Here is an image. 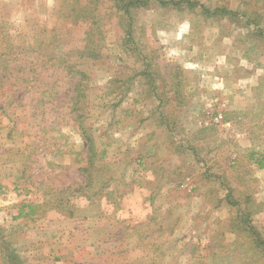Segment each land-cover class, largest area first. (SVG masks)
Segmentation results:
<instances>
[{"label": "rangeland", "instance_id": "obj_1", "mask_svg": "<svg viewBox=\"0 0 264 264\" xmlns=\"http://www.w3.org/2000/svg\"><path fill=\"white\" fill-rule=\"evenodd\" d=\"M148 1L0 0L21 99L0 113V264H264V2L196 0L247 12L231 18ZM85 45L97 57L70 61L104 152L88 172L68 77L40 61Z\"/></svg>", "mask_w": 264, "mask_h": 264}, {"label": "trees", "instance_id": "obj_2", "mask_svg": "<svg viewBox=\"0 0 264 264\" xmlns=\"http://www.w3.org/2000/svg\"><path fill=\"white\" fill-rule=\"evenodd\" d=\"M115 6L117 9H123V14H128V9L131 7H137V6H146L148 4V0H136V1H124V0H115ZM258 1V0H256ZM260 1V0H259ZM156 2L163 7H171L172 9H187L192 10L193 8L200 9V14L205 16H230L231 18H237L239 16L241 17H247V12L245 10H242L241 8L237 11H228L225 8H215L213 10H210L207 8L204 4L200 3L199 1L194 0H156ZM250 0H241V3L248 4ZM264 2V0H263ZM71 11H76L75 9H71ZM262 15H256L255 13V19H246V24L257 27L261 22ZM94 24V22H93ZM92 30V29H90ZM128 37H130V32H127ZM100 39L101 34L99 35ZM127 39V38H126ZM264 39V36H263ZM40 45H44V43H39ZM39 45V46H40ZM99 48L98 45H96V48ZM55 52L52 51V55L47 57L48 59L44 61L43 59H40L39 57H36L37 59H40L43 63H50V66L59 65V68L64 72L65 76L68 77V83L70 84V90L68 91V95L66 97V105L69 110V114L72 116L71 118L76 123L77 128L81 132V134L84 136L86 140V154H85V165L83 167H80L79 170L83 172H88L89 169H93L97 162H99L104 154H100L98 152L94 145L93 140L90 137V135L87 133V129L84 127L83 118H84V109H85V101L87 98V93H85V90L87 89V81L88 77L85 73L82 71H79L76 69V66L74 63L70 61L73 54H78L79 57H89V58H96L97 53L95 51L94 45H85L81 50H75V51H69L67 53H61V55L54 54ZM40 56V55H39ZM50 60V61H48ZM8 60H5V58L2 59L3 66L0 65V70L6 71L8 67ZM17 79V78H15ZM10 81V78L7 77V74L0 73V113L4 115L6 113V110L9 108L10 102L19 101L21 99H15L14 94L15 92H10L9 95L6 94V91L4 90L5 85H7ZM12 86V84H11ZM3 89V90H2ZM41 98L39 99L40 103H43V98L47 96L48 99H54L53 95L51 94V91L45 90L40 93ZM2 97H4V101H2ZM12 104V103H11ZM14 108V107H13ZM12 111L9 112L8 115L13 113ZM14 127L12 126L9 129V133L7 135V138L12 137V131ZM259 167H262V165H259ZM87 179V178H86ZM110 181V179L108 180ZM106 181L101 187L106 186L108 183ZM106 184V185H105ZM101 188L98 189V191H95V194H98ZM32 211H28L26 215L31 214ZM251 234L254 235L256 240V245L258 248L264 250V241L254 232V230L250 227L249 228Z\"/></svg>", "mask_w": 264, "mask_h": 264}]
</instances>
